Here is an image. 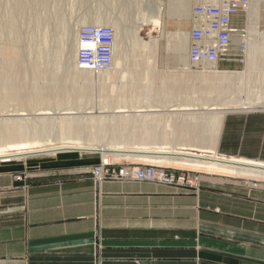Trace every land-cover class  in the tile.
Instances as JSON below:
<instances>
[{
  "label": "rangeland",
  "instance_id": "rangeland-1",
  "mask_svg": "<svg viewBox=\"0 0 264 264\" xmlns=\"http://www.w3.org/2000/svg\"><path fill=\"white\" fill-rule=\"evenodd\" d=\"M28 1L30 5L24 8V17L18 18L21 37L15 38L10 31L3 29V25L13 20L16 0H0V134H4L6 140H12L13 137L24 139L23 135L29 136L28 132L31 136L35 123L47 121V132L41 138L52 143L77 141L80 144H116L133 148L148 146L151 149L175 145L188 148L180 149L185 152L247 160L220 152L218 143L222 123L228 113L264 110L261 81L263 67L259 64L262 55L258 54V49L254 52H257L259 61L255 57L256 61L249 64H243L238 55L228 61L233 63V67L222 70L206 65L193 68L188 60L191 28L189 5L185 17H164L161 28L145 25L139 29L141 15L146 13V7L156 1H163L167 5L169 0ZM262 6L251 14L250 19L246 17L243 23L250 32L255 31L253 23L262 17ZM118 17L123 18L126 32L124 38L120 39L121 45L117 51L122 54L120 63L98 73L80 68L76 64V53L71 54L72 44L68 40L77 42V30L81 24L98 22L114 26ZM151 29L152 35L159 39L156 42L149 38ZM144 39L150 40L145 44ZM116 45L115 42L117 48ZM212 70L222 73L215 74ZM246 101L253 102V106L228 109L225 114H221L217 123L209 121L207 112L214 105L239 106V103ZM173 106L176 108L172 109ZM202 106L205 110L200 108ZM28 125L31 128H27ZM18 128H21V136L17 133ZM188 145H194L191 146L194 149ZM61 153L98 156L99 162L88 168L94 180L93 168L103 156L85 151L29 156L21 161L0 162V168L17 165L20 169L14 171L13 175L20 181L21 174L28 177L35 165L56 158ZM107 159L114 163L132 161L167 166L175 180L163 185L187 190L199 191L206 174L234 181L248 191L264 189V175L214 163L117 155Z\"/></svg>",
  "mask_w": 264,
  "mask_h": 264
},
{
  "label": "crops",
  "instance_id": "crops-1",
  "mask_svg": "<svg viewBox=\"0 0 264 264\" xmlns=\"http://www.w3.org/2000/svg\"><path fill=\"white\" fill-rule=\"evenodd\" d=\"M220 133V152L264 162V110L228 113ZM97 162L61 153L20 181L17 165L0 168V264H264V189L215 174L199 191L96 185Z\"/></svg>",
  "mask_w": 264,
  "mask_h": 264
},
{
  "label": "built area",
  "instance_id": "built-area-1",
  "mask_svg": "<svg viewBox=\"0 0 264 264\" xmlns=\"http://www.w3.org/2000/svg\"><path fill=\"white\" fill-rule=\"evenodd\" d=\"M253 0H191V29L189 32L188 60L193 68L206 66L218 70L222 61H230L240 55L241 62L249 58L252 42L264 39V26L258 28L256 35L251 34L246 25L234 23L240 14L246 22L247 8ZM245 13V14H244ZM239 42L234 43L235 37ZM77 64L82 69L96 73L108 70L113 63V44L115 30L109 25L84 24L78 31ZM254 38V39H253ZM236 49L238 54L232 53ZM96 185L106 180L145 181L156 184H171L175 176L167 166L141 164L132 161L114 163L110 159H101L93 168ZM27 175L21 174V180ZM197 182V181H196Z\"/></svg>",
  "mask_w": 264,
  "mask_h": 264
},
{
  "label": "bare ground",
  "instance_id": "bare-ground-1",
  "mask_svg": "<svg viewBox=\"0 0 264 264\" xmlns=\"http://www.w3.org/2000/svg\"><path fill=\"white\" fill-rule=\"evenodd\" d=\"M263 1L262 0H253L252 4L247 8V10L243 11V12H246V17L248 19L251 18V14H253L257 10L258 7L262 6L261 4H263ZM43 4H45V3L43 2ZM191 4H192L191 0H169L167 5H165L163 3V1H156V2L152 3L151 5H149V7H146L147 11L145 14H143L144 12L142 13L143 14V15H141L142 19H140V21H141L140 23L138 22L139 23L138 28L140 29L145 25L146 26L152 25V27L154 26L153 28H155V27L161 28L163 21H164V17H173L176 15H181L183 17L187 16L188 15V5L191 7ZM29 5H30V3L28 0H16L15 7L13 6L14 7V18H12L13 20L11 19L12 21H10V22L6 21V23H4V25H3V29L10 31L15 36V38L21 37V31H20L19 26H18V22H19L18 18L21 17L22 15L24 17V8L29 6ZM261 8L264 9V6H262ZM9 12L11 13V11H9ZM248 12H249V16H248ZM261 13L263 15L264 10H263V12L261 10ZM122 19H119V17H118L114 23V26H112L111 24H106V23L102 24L101 22H100L101 24H97L98 22L92 24V25H109V26L113 27L115 30V41L113 44V63L111 65V67L116 66L118 63H120V60L122 57L121 52H117L119 47H120L119 45H121L120 39L124 38L125 33H126ZM160 23H161V25H160ZM87 24H91V23H87ZM82 25H84V24H81L79 26V28ZM253 26H256L255 31H258L257 29L261 28L262 21L259 17L253 23ZM79 28L77 30V35H78ZM247 29H248V27H247ZM149 31L151 34V35H149L150 39H153L155 42L157 40H159L158 37H155L154 35H152L153 29H151ZM255 31L254 32L249 31V32L251 34L256 35L257 33H255ZM137 37H139V36H137ZM237 38L241 39L240 36L235 37L234 43H236V44L239 42V41H235ZM149 40L144 39V43L147 44ZM77 42H78V37H77ZM77 42H72V39L68 40V43L72 44L71 45V54L76 53V64H77V49H78V43ZM115 42L117 43V45H116L117 48L114 46ZM189 46H190V44L188 45V50H189ZM257 49L259 51L258 54L262 55V59H260L259 64H260V67H263V72H262L263 74H262V78H261L262 80L261 81L263 82V88H264V39L260 40L259 42H252L251 50L249 53V58H248V60H246L245 64H249L251 62L256 61L255 57L258 58V54H257V52H254V50L256 51ZM233 51H234V49H233ZM258 61H259V58H258ZM87 70H89V69H87ZM100 72H103V71H100ZM212 73L219 74V73H222V71L212 70ZM247 73L248 72H246L244 74V76H246ZM214 104H216V103H214ZM253 104H254L253 102L246 101V102L239 103L238 104L239 106H235V105L230 106L228 104H219V105H223V106L222 107L221 106L216 107L214 105V107L208 109L209 111L207 112L208 116H209V121L217 123L221 114H225L227 111H229L228 109L233 110V109H236L238 107L241 109H247V108H251L253 106ZM262 106L264 107V102H262ZM174 107L175 106H173L172 109H174ZM190 107H193V106H190ZM190 107H189V109H190ZM195 107H199V106H195ZM200 108H204V106H202ZM179 110H178V114L180 112ZM203 110H205V108ZM184 111H185V109H184ZM184 111H182V112L184 113ZM68 113L69 112H67V113L65 112V114H68ZM131 115H132V113H131ZM135 115H136V113H135ZM46 118H47V116H46ZM30 119H32V118H30ZM46 124H47V121H42V123H40V122L35 123L33 126L34 129L31 132L32 135L30 136V132H28L29 134L28 133L27 134L29 136L24 134L23 135L24 139H21V140H20V138L16 139L15 137H13L14 139H12V140H6V138H4V134H0V162H8V161L10 162L12 160L13 161L14 160H20L21 161V160L28 158L29 156H35V155H41V154H55V153H60V152H74V151L75 152H77V151L82 152V151H85V152H91V153H99L100 155L103 156V159H107V157L116 156V155L120 156V157L131 156V157H136V158L159 157V158H171L174 160L185 161V162H196V163H204V164H213L214 163V165L217 164L218 166H224L227 168H235V169H240L242 171H249V172H253V173L264 172V163L263 162L251 161L248 159L243 160V159H236V158L227 159L224 157H209V156H205V155L195 154L193 152L190 153V152H185L183 150H180V149H188V148L183 147V146L177 147L175 145H172L171 148L166 147V146H157V148L151 149V148H147L148 146L145 148H140V147L139 148L138 147L133 148V147H129V146L116 145V144L110 145V146H99V145L89 144V143L88 144H85V143L80 144V142H77V141L76 142H67L66 141L67 143L64 142L63 144L52 143V142H49V140H42V138H41V137H43V135H45L44 133L47 132ZM28 127H30V126L28 125L27 128ZM30 130L31 129H29V131ZM215 131H217V129ZM17 133L21 136V128H18ZM43 141H46V142H43ZM42 145H46V146L48 145V146L47 147H41ZM188 146H190L189 147L190 149H194V148H191V146H194V145H188ZM38 147H41V148H38ZM113 159H121V158L114 157Z\"/></svg>",
  "mask_w": 264,
  "mask_h": 264
}]
</instances>
